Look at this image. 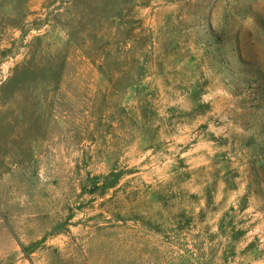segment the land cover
<instances>
[{"label": "rangeland", "instance_id": "obj_1", "mask_svg": "<svg viewBox=\"0 0 264 264\" xmlns=\"http://www.w3.org/2000/svg\"><path fill=\"white\" fill-rule=\"evenodd\" d=\"M262 144L264 0H0V264H264Z\"/></svg>", "mask_w": 264, "mask_h": 264}, {"label": "trees", "instance_id": "obj_2", "mask_svg": "<svg viewBox=\"0 0 264 264\" xmlns=\"http://www.w3.org/2000/svg\"><path fill=\"white\" fill-rule=\"evenodd\" d=\"M259 151H262V153L264 154V144H262V145H259ZM263 164H264V160H263V162H262ZM263 166V165H262Z\"/></svg>", "mask_w": 264, "mask_h": 264}]
</instances>
